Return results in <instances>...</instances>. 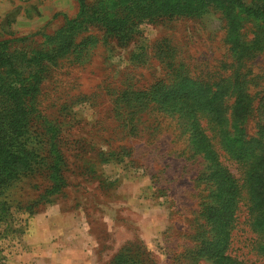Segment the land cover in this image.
Here are the masks:
<instances>
[{
  "label": "rangeland",
  "instance_id": "1",
  "mask_svg": "<svg viewBox=\"0 0 264 264\" xmlns=\"http://www.w3.org/2000/svg\"><path fill=\"white\" fill-rule=\"evenodd\" d=\"M85 3L77 18L79 0H0V69L24 73L38 90L23 104L25 144L0 159V264H213L197 256L196 235L208 229L200 212L210 185L198 180L206 163L190 158L178 116L155 100L143 106L138 91H156L165 69L203 83L242 69L246 134L257 136L264 23L245 18L235 40L213 2ZM257 32L258 46L240 57L238 45ZM1 98L0 120L15 117ZM237 221L232 255L264 264L245 204Z\"/></svg>",
  "mask_w": 264,
  "mask_h": 264
},
{
  "label": "trees",
  "instance_id": "2",
  "mask_svg": "<svg viewBox=\"0 0 264 264\" xmlns=\"http://www.w3.org/2000/svg\"><path fill=\"white\" fill-rule=\"evenodd\" d=\"M210 2L221 7L230 19V37L235 40L245 18L264 23V0H202L204 4ZM79 4L77 18L86 10L85 0H79ZM261 36L257 32L245 49L239 44L236 52L242 53L240 57L256 48ZM3 47L5 44L0 42V50ZM4 72L6 76L2 75ZM23 74L15 69H0V97L12 105L9 115H15L4 119L5 124L0 120V159L12 147L25 144L22 137L28 132L29 121L23 118V104H31L32 99L27 97H33L38 90ZM218 78L215 83H203L186 69H165L154 85L156 91L147 88L138 94L143 106L144 100L148 104L155 100L163 111L178 116L181 127L189 134L190 158L200 156L206 163L198 180L206 187L210 185L200 212L202 224L208 229L196 235L201 252L197 256L206 257L213 264H245L231 253L243 204L248 208L250 227L259 236L258 252L264 255V127L257 136L246 134L249 80L242 69ZM218 148L238 166V175L223 162Z\"/></svg>",
  "mask_w": 264,
  "mask_h": 264
}]
</instances>
